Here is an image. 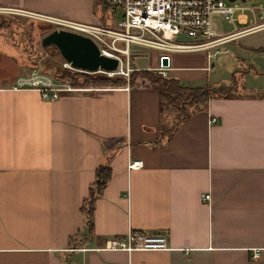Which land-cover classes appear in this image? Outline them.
Here are the masks:
<instances>
[{
	"label": "crops",
	"instance_id": "crops-1",
	"mask_svg": "<svg viewBox=\"0 0 264 264\" xmlns=\"http://www.w3.org/2000/svg\"><path fill=\"white\" fill-rule=\"evenodd\" d=\"M0 7L110 25L106 13L117 15L102 0ZM236 21L244 31L229 41L254 34L264 55V20L248 24L240 13ZM0 36L10 48L0 43V264H264V81L209 98L184 119L150 84L42 98L18 87L37 63L10 34ZM150 49L148 65L132 70L158 66L161 51ZM168 54L163 77L210 86L218 54L209 63L205 50ZM129 159L142 165L129 169ZM100 165L110 176L91 201ZM129 229L164 233L169 248H102Z\"/></svg>",
	"mask_w": 264,
	"mask_h": 264
},
{
	"label": "built area",
	"instance_id": "built-area-1",
	"mask_svg": "<svg viewBox=\"0 0 264 264\" xmlns=\"http://www.w3.org/2000/svg\"><path fill=\"white\" fill-rule=\"evenodd\" d=\"M104 8L111 14L120 15L115 27L107 23H83L64 18H52L36 14L62 28L80 32L90 36L105 55L126 60V69L116 71L126 77L132 67L128 66L130 44L142 45L161 51L158 66L152 71L161 76L166 75L169 54L174 50H205L208 63L219 53L227 52L222 45L235 38L244 30L216 34L213 31L210 17L218 13L228 20L234 18L236 7L226 4L224 0H102ZM12 10L0 7V11ZM20 11V10H18ZM255 26H252L253 29ZM61 28V27H60ZM166 58V63H163ZM123 61V60H122ZM64 67L72 68L67 62ZM108 74H113L108 72ZM20 88H33L39 91L42 98H57L60 92L72 91L73 87L66 81L54 79L51 75L41 72L38 68L18 81ZM210 123L216 121L210 118ZM142 165L140 159H129L127 168H138ZM209 193H203L202 199H208ZM104 249L125 251L132 250H165L168 249L167 237L164 233L146 232L129 229L121 236L108 237L103 244ZM76 249L71 247L70 250ZM258 250L254 249L252 256L256 257Z\"/></svg>",
	"mask_w": 264,
	"mask_h": 264
},
{
	"label": "rangeland",
	"instance_id": "rangeland-1",
	"mask_svg": "<svg viewBox=\"0 0 264 264\" xmlns=\"http://www.w3.org/2000/svg\"><path fill=\"white\" fill-rule=\"evenodd\" d=\"M224 2L236 7L234 18L228 20L218 13L211 15V26L216 34L227 33L234 31L236 28L244 27V24H239L236 21V15L240 13L247 15L248 24L264 20V0H224ZM119 18L120 15L111 16L107 12L105 19L113 22L112 25L115 27ZM60 27L62 28L57 23H53L36 14L18 10L0 11V35L6 36V34H10L11 36L6 37H12L13 40L15 39L16 42L21 44L27 54V59H33L37 63V68L47 75H51L55 68L63 66L64 60L58 50L52 46H42L40 40L50 30ZM254 36V34L247 36L245 42L244 39H238V37L222 45L223 48H227V52L219 53L216 59L213 60L214 70L209 81L210 87L221 88L229 94H245L249 89L247 86L261 85L260 82L264 81V55L254 48L251 40ZM0 43L10 50L9 46L6 45V40L1 36ZM150 50V48L145 46L130 44L128 66L135 68L134 64L139 66L148 65ZM122 65L126 66V60L123 59ZM47 70H50L49 73L46 72ZM98 73L105 76H123L126 78L125 84H150L149 79L139 73H135L130 83L128 82V79H130L129 75L126 77L118 72L108 74V72L98 71ZM130 73L131 71H129Z\"/></svg>",
	"mask_w": 264,
	"mask_h": 264
},
{
	"label": "trees",
	"instance_id": "trees-1",
	"mask_svg": "<svg viewBox=\"0 0 264 264\" xmlns=\"http://www.w3.org/2000/svg\"><path fill=\"white\" fill-rule=\"evenodd\" d=\"M46 46H52L54 49L57 48L48 44ZM43 71V70H42ZM50 71V70H49ZM47 70L46 72L49 73ZM135 73H139L141 76H144L149 79L150 85L157 86L160 97L167 100V102L175 108L183 109L182 112L179 113L180 119H184L188 113L192 110L199 109L204 103L207 102L209 98L212 97H226L229 93L227 91L222 90L221 88H214L210 86L205 87H188L179 84V82L175 79L165 78L158 73L149 70V69H133L129 74L130 79L128 82H131V78L135 76ZM51 76L59 81H66L73 87H120L124 86L126 83V78L119 75H111L105 76L103 74H99L98 72H85L81 70H77L74 68H68L60 66L55 68L53 72H51ZM189 102H191L189 104ZM188 106L189 110H184V107ZM110 176V170L106 166L100 165L96 169L95 181L90 188V197L91 201L95 194L100 193L101 189L105 185L106 181ZM90 201V208H91ZM91 210V209H90ZM86 211V217L89 224L90 221V213Z\"/></svg>",
	"mask_w": 264,
	"mask_h": 264
},
{
	"label": "water",
	"instance_id": "water-1",
	"mask_svg": "<svg viewBox=\"0 0 264 264\" xmlns=\"http://www.w3.org/2000/svg\"><path fill=\"white\" fill-rule=\"evenodd\" d=\"M41 45H54L70 67L85 72H116L119 59L105 55L88 35L77 31L54 28L41 37ZM166 63V58H163Z\"/></svg>",
	"mask_w": 264,
	"mask_h": 264
}]
</instances>
